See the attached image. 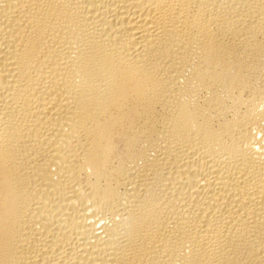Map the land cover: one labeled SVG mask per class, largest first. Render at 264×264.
<instances>
[{
  "label": "bare ground",
  "instance_id": "1",
  "mask_svg": "<svg viewBox=\"0 0 264 264\" xmlns=\"http://www.w3.org/2000/svg\"><path fill=\"white\" fill-rule=\"evenodd\" d=\"M0 264H264V0H0Z\"/></svg>",
  "mask_w": 264,
  "mask_h": 264
}]
</instances>
